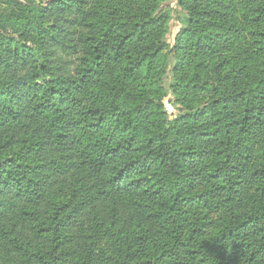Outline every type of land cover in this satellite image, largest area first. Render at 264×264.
<instances>
[{"label": "trees", "instance_id": "1", "mask_svg": "<svg viewBox=\"0 0 264 264\" xmlns=\"http://www.w3.org/2000/svg\"><path fill=\"white\" fill-rule=\"evenodd\" d=\"M165 1L0 0V264H264V0Z\"/></svg>", "mask_w": 264, "mask_h": 264}, {"label": "rangeland", "instance_id": "2", "mask_svg": "<svg viewBox=\"0 0 264 264\" xmlns=\"http://www.w3.org/2000/svg\"><path fill=\"white\" fill-rule=\"evenodd\" d=\"M169 7L171 10V13L173 14V20L168 25L169 34L166 37L167 42L170 44H174L176 41V38L181 31L182 28H184V22L181 21V17L183 16L180 9L177 7V0H167L164 3V8ZM205 215L208 218V221L213 225L220 217V213L213 211V210H204Z\"/></svg>", "mask_w": 264, "mask_h": 264}]
</instances>
